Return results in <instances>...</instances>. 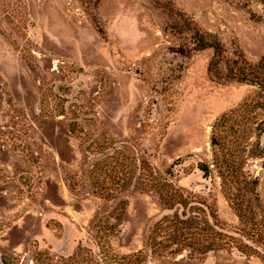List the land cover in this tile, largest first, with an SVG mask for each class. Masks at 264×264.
Listing matches in <instances>:
<instances>
[{
	"label": "rangeland",
	"instance_id": "374dc122",
	"mask_svg": "<svg viewBox=\"0 0 264 264\" xmlns=\"http://www.w3.org/2000/svg\"><path fill=\"white\" fill-rule=\"evenodd\" d=\"M196 29L223 68L256 62L264 0H0V264L97 251L98 229L138 264H264L190 234L237 223L215 168L196 166L222 115L216 153L257 177L264 208V93L211 76Z\"/></svg>",
	"mask_w": 264,
	"mask_h": 264
},
{
	"label": "trees",
	"instance_id": "16d2710c",
	"mask_svg": "<svg viewBox=\"0 0 264 264\" xmlns=\"http://www.w3.org/2000/svg\"><path fill=\"white\" fill-rule=\"evenodd\" d=\"M193 40V49L210 48L212 50L207 67L211 76L228 81L254 84L264 93V55L256 62H248L242 53H238L226 60V66L223 68V49L214 34L208 31L199 32L196 29L193 33ZM228 120V117L224 115L215 120L210 139L213 159L210 162L199 160L196 166L204 177H213L212 167L215 168L221 189L236 214L237 223L233 225L230 233L223 231V226L216 225L214 221L209 222L204 219L199 220L200 226H194L192 223L195 222V216L190 215L179 219V223L194 226L190 232L192 236L196 235L193 237V243L197 244L202 239L206 242L204 243L205 251L213 249L214 245H228L240 255L258 256L264 263V208L257 191L258 179L256 176L243 172L241 163L235 160L236 153L233 151L216 153L215 146L225 147L226 135L220 132L226 129ZM262 152L260 147V150H254L253 154L258 155ZM173 195L175 196L176 193ZM169 198L171 196L167 197ZM176 202L180 203L177 200ZM102 230L98 229L94 233L97 251L86 245L78 244L72 254L60 256L55 260L46 258L47 260H42L41 264H138L139 253L125 255L117 253L108 243Z\"/></svg>",
	"mask_w": 264,
	"mask_h": 264
}]
</instances>
